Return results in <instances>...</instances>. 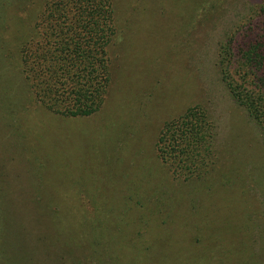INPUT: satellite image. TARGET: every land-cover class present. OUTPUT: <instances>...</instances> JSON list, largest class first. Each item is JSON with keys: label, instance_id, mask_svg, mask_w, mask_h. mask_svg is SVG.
Instances as JSON below:
<instances>
[{"label": "rangeland", "instance_id": "1", "mask_svg": "<svg viewBox=\"0 0 264 264\" xmlns=\"http://www.w3.org/2000/svg\"><path fill=\"white\" fill-rule=\"evenodd\" d=\"M35 2L34 17L45 0ZM113 2L112 87L92 118L55 119L26 99L11 57L15 52L17 58L33 16L25 27L10 29L5 46L0 42L6 63L0 76V209L14 229L24 226L22 246L35 255L30 263L73 264L60 262L62 248L52 263L42 255L48 243L56 244L53 232L45 233L53 221L44 218L43 202L52 200L57 217L70 219L71 233L80 238L88 239L95 221L107 226L113 240L125 244L123 263H130V241L141 239L155 249L142 251L139 264H264V133L232 97L220 66L229 43L232 81L264 100V70L244 67L243 59L251 41H264V13L258 11L264 0ZM17 15L24 19L16 9L6 22L19 21ZM13 98L28 108L29 114L20 110V123L26 135L36 128L40 144L29 137L23 142L11 128L2 107ZM196 105L215 123V171L205 181L184 183L162 168L156 141L167 122ZM10 254L25 264L27 251Z\"/></svg>", "mask_w": 264, "mask_h": 264}, {"label": "trees", "instance_id": "2", "mask_svg": "<svg viewBox=\"0 0 264 264\" xmlns=\"http://www.w3.org/2000/svg\"><path fill=\"white\" fill-rule=\"evenodd\" d=\"M36 8L35 0L25 3L0 0L2 46L8 41L10 29L16 31L18 27H25V22L31 19ZM16 9L24 19L17 15L19 21L6 22L9 11ZM258 11L264 13V5L258 6ZM115 15L113 0H45L42 11L33 16L35 22L32 20L33 24L19 38L18 62L15 52L11 57L15 67L20 70L22 81L24 79L28 91L26 99L39 104L41 111L55 119H89L97 115L103 109L112 87L110 48L117 36ZM249 45L243 54L246 61L244 67L253 70L254 64L257 72L264 70V41H251ZM221 54L224 83L238 105L249 113L264 133V100L251 88L240 87L232 81L227 71V65L232 60L229 43L222 47ZM5 65V60L0 57V76L5 74ZM26 109H22L20 101L14 98L2 107L3 113L13 122L11 128H18L23 142L26 143L29 137L40 144L35 134L36 128L32 127L34 133H31L34 136L26 135L24 124L20 123L24 119L20 116V110L27 113ZM215 141L216 127L213 119L208 110L196 105L164 125L156 141L157 157L162 168H166L176 181H205L215 171ZM38 187L40 189V184ZM39 191L35 202L41 205L43 196H39ZM2 193L0 189V195ZM43 203L44 218L53 221L45 233L49 235L53 232L56 239L52 242L57 244L48 243V249L42 250L47 263H52L53 257L60 255L61 248L65 252L59 256L60 262L71 261L73 264H139L137 256L142 251L152 253L155 249V245L145 246L141 239L130 241V263H123L119 251H125V244L116 243L107 226L102 227L100 222L95 221L93 231L85 240L71 233L70 219L60 217V220L57 217L52 200ZM62 203L67 206V203ZM8 219L6 211L0 209V264H22L18 259L20 253L11 255V250L27 251L25 264L34 263V252L24 248L20 239V235L25 233L24 226L21 224L14 229ZM36 240H39L38 236ZM117 247L119 250H116ZM105 255L115 257L107 258Z\"/></svg>", "mask_w": 264, "mask_h": 264}]
</instances>
